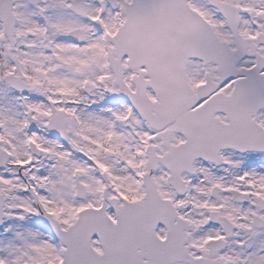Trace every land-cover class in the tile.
I'll return each instance as SVG.
<instances>
[{"label":"snow or ice","instance_id":"snow-or-ice-1","mask_svg":"<svg viewBox=\"0 0 264 264\" xmlns=\"http://www.w3.org/2000/svg\"><path fill=\"white\" fill-rule=\"evenodd\" d=\"M0 264H264V0H0Z\"/></svg>","mask_w":264,"mask_h":264}]
</instances>
